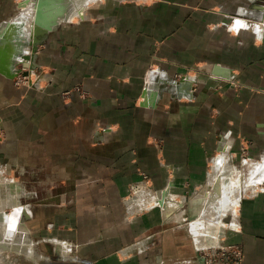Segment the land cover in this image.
Wrapping results in <instances>:
<instances>
[{
	"label": "crops",
	"instance_id": "0c3cea01",
	"mask_svg": "<svg viewBox=\"0 0 264 264\" xmlns=\"http://www.w3.org/2000/svg\"><path fill=\"white\" fill-rule=\"evenodd\" d=\"M263 12L264 0L108 1L49 34L46 89H9L0 71L2 152L15 149L20 173L58 177L29 208L33 264H198L195 236L166 213H138L128 189L145 174L153 190L195 191L232 137L264 153V36L239 19L228 29L233 16L258 22ZM155 64L169 74L145 85ZM81 82L87 98L62 97ZM225 223L238 228L227 237L243 245L244 264H264V192Z\"/></svg>",
	"mask_w": 264,
	"mask_h": 264
},
{
	"label": "rangeland",
	"instance_id": "374dc122",
	"mask_svg": "<svg viewBox=\"0 0 264 264\" xmlns=\"http://www.w3.org/2000/svg\"><path fill=\"white\" fill-rule=\"evenodd\" d=\"M108 1H115L118 3H128V2L140 1L141 3H143L144 0H93V1H90L91 3L89 2L90 4L88 3L82 16L76 15V18L71 19V20L60 18L54 14V12L56 13L57 11L62 9V7H64V4H66V0H57V1L55 0H0V37H2L1 35L6 30L7 26L10 29V27L14 24V18H16L21 13V11H23L25 7H30L34 9L35 11L33 17L28 16V15L26 16L27 18L25 19L22 25V27L25 28L28 25L27 23L31 21L32 27L34 29H33L32 35H30L28 39H26L24 35L21 39L19 38V44H17V48H15V51H14V53L16 52L15 54L18 55V57L13 58L11 61V63L13 64L12 71L10 70L11 68H9L12 74L6 73L7 75L11 76L10 79L7 80L9 81V85L7 84L10 87L9 89H13V88L15 89V87H24L27 89H31V88L41 89L44 87L46 89L51 84H53L54 68L47 64L40 63V55L44 49V45L47 41L49 34H51L54 31L59 30L63 25L81 23L85 20H89L91 17L89 12L95 9L98 5L106 4ZM245 19H248L247 21L250 24L254 23L252 27L255 28V21L250 20L249 17H246ZM37 28H39L38 31H37ZM8 31L7 30L5 31L4 36L7 34L6 36L9 37L8 40L13 41L14 37H11ZM20 32H21V29H18V30H15L14 34L16 35L17 33H19V35H21ZM25 35L27 36L28 34H25ZM9 44L11 43L9 42L8 44L6 43V46H8ZM146 74H147L145 76L146 80L144 83L145 85L149 84L148 83L149 81L151 84L154 77L156 78V81H159L162 75L164 74L168 75L169 73L167 70L162 69L159 65L155 64L149 67ZM49 75L51 77H49ZM188 76L191 77V74L186 73L184 75L183 74L174 75L175 82L172 86L175 88L176 86L175 83L176 82L178 83L182 80L188 82V79H185V78H188ZM0 82H2V84L5 83V79L2 78L1 76H0ZM146 92H148L150 95L153 94L151 93L152 91L148 88ZM61 94L64 99H68L71 97H78V98L85 99L89 96V91L85 88V85L81 82V83H76L69 89L62 91ZM155 96H156L155 93L151 95V97L153 98ZM161 98L162 97L159 95V99ZM184 98L185 100L189 99L187 97H184ZM1 130L2 128L0 127V136H1ZM231 136L227 135V138ZM228 140L229 142L227 141L221 144V147H220L221 149H219L215 154V156L218 155L222 151V149L226 147V152L228 156L226 157V159L223 160L224 164L222 163L220 167H223V166H225L226 168L234 167L235 168V174H234L235 178H239V177L246 178V176H248L250 173L249 163H251L252 160L255 162L259 161L258 163H260V161H262L264 157V153H259L258 157H254L250 155L245 145L241 144L240 146H237L238 143H236V140L234 137L231 138V141L230 139ZM1 147L2 145H1V138H0V178L2 181L0 182L6 185L5 187H6V191L8 192L7 194H9V192L11 191L16 195L15 196L16 199L14 198V200L12 201L8 199L9 202H4L8 204H5L4 207L1 208V210H3V212L6 210H7L6 212L13 211L14 205L12 204L19 203L20 204V213H19L20 216L18 215L17 217L18 230L16 231L17 236L15 235V239L13 238L8 243H6L7 246H3L2 244H0L1 246L0 247V264H33L34 263V260H32L33 258L28 257L24 253H20V252L17 253L14 250H11L12 246H10V244L15 243V241L18 243L21 242L22 244L26 240L25 238L28 237L30 240L34 242L33 245H34L35 251L39 247V244H37L38 242H35L36 239L32 237L30 230L27 226V221L30 216L29 214H26V212L31 213V210L29 209L30 205L33 204L35 201L41 200L46 197L47 185H49L50 183L52 184V180L53 179L56 180L58 177H48L46 175H37L33 173L32 168H29V167H26V169L24 170V173H20L21 171V169L19 168L20 166L17 165V163L14 160L15 149H10L11 155L13 156L11 157V155L2 152L3 151L2 149H5V148L3 147L1 148ZM215 156L211 158L210 167L215 166V163L217 161L215 159ZM246 159H249L251 161L246 160ZM218 170H220V168ZM149 180H150V177L148 175L143 174L142 177L138 181L131 183L128 189L127 197H126L127 201H129V198L135 196L137 192L142 189H146L148 192L153 191L152 192L153 194H150L149 196H147L148 202L151 203L152 206L144 207V208H142L140 205L134 206L136 207L138 213H146L151 210H158L163 215L166 213L165 215L167 216L168 214V217H169L167 219L169 221L168 225L170 227L174 225V221H177L179 225H183L184 229L185 230L187 229L188 233H190L194 237L190 224L192 220L200 216V213H202V210L206 209L207 204L210 202L209 201L210 195L208 194H210L212 184L210 183V180H209V174L207 178L205 179L203 185H201L195 191H190L184 194L168 193V196H167L168 202L170 201L172 202L173 200L177 202L179 199H183V203L181 205H178L177 207L175 206L176 208L172 209L173 211L167 210L164 204H161L159 202V199L156 202L152 199V197H155L156 199L159 196L162 197V193L164 192V190L151 189V187L148 184ZM256 186L258 187L256 192L249 190L250 192L243 193L237 214L235 215L234 213L228 212L226 216L222 218V220H226V222H229V223L233 221L237 222L238 219H240L243 201L247 199L248 197L255 196L256 194L264 192V180L258 181V184H256ZM173 195L174 196L176 195V196L174 197ZM201 197H204V200L206 202L203 200V201H199L201 202L199 203L197 199ZM10 203L12 206H10ZM158 203H160L162 206ZM196 203H199L198 210H196L197 207H195L197 205ZM172 205H175V203L172 202ZM178 215H181L180 219ZM19 222H22V223H19ZM20 224H24L26 226L27 231L25 233L22 231H20L19 233L18 225ZM237 229H238L237 227L232 228L230 226L229 227L226 226L224 229V232L220 233V238L218 239V243L214 245L213 244L209 245V248L215 247L217 249L215 251V253L217 254H220L222 252V247L229 248L227 254L230 255V259H228L227 261H223L225 264H244L243 245L240 243H236V242H232V243L228 242L227 236L229 232H234V231L236 232L238 231ZM44 243L47 244V242H44ZM51 243L53 244V242ZM196 245L197 244L195 242L194 247H195V251H198L197 253H199L200 251L201 252L206 251L200 247H197ZM195 256H198V255L195 253ZM216 258L217 260L214 261V263H218V264L222 263V260L218 259V257ZM237 261H239V263H237Z\"/></svg>",
	"mask_w": 264,
	"mask_h": 264
},
{
	"label": "bare ground",
	"instance_id": "6f19581e",
	"mask_svg": "<svg viewBox=\"0 0 264 264\" xmlns=\"http://www.w3.org/2000/svg\"><path fill=\"white\" fill-rule=\"evenodd\" d=\"M90 1H93V0H66V4H64V7L61 6L62 9H60L56 13L54 12V14L63 19H67V20L74 19L76 18V15H79V16L83 15L85 8L87 7ZM34 12H35L34 9L30 7H25L23 11H21V13L16 18H14V24L10 27V29L8 26H7L8 28L6 27V30L7 31L9 30L8 31L9 35L11 37H14L13 41L8 40L9 37L6 36L7 34L4 36L6 30L1 35L2 37H0L1 38L0 39V70L2 72L12 74L11 71L13 69L12 68L13 64L11 63V61L13 58L18 57V55H16L15 54L16 52L14 53V51H15V48H17V44H19V38L21 39L24 35V37L28 39L30 35H32L33 29H34L32 27L31 21L27 23L28 25L25 28H23L22 25L25 19L27 18L26 16L28 15V16L33 17ZM249 26L251 27V25ZM18 29H21V32H20L21 35H19V33H17L16 35L14 34L15 30H18ZM25 34H28V35L26 36ZM7 40L9 43H11L8 46H6V43L8 44ZM9 68H11L10 69L11 71L9 70ZM227 156L228 154L226 152V148L225 149L223 148L222 151L218 155H216L215 159L217 161L215 163V166L211 168V174L209 177L210 183L212 184L210 194H208L210 195L209 196L210 202L207 204V208L202 210V213H200V216L192 220L190 224L192 233L194 234L195 240L198 244V247L200 248H204L211 244L214 245L218 243V239L220 238V233L224 232V229L227 226V224L225 223V220H222V218L226 216L228 212H231L234 214L238 212V207H239L241 198L243 196V193L244 192L247 193L250 191L256 192L258 188L256 184H258V181L264 180V165L262 164V162L258 163L259 161L255 162L253 160L251 163H249V168H250L249 175L246 176V178H240V177L235 178L234 177V174H235L234 167L233 168H226L225 166H223L224 168L220 167L221 164L223 163V160L226 159ZM246 160H249V159H246ZM219 168L220 170H218ZM0 181H1V178H0ZM1 182H0V244H2L3 246H7L6 243H8L13 238L15 239L16 231L18 230L17 217L18 215L20 216L19 214L20 204L19 203L12 204L14 205V208L11 207L13 208V211H10V212H6L7 210L3 212V210H1V208L4 207L5 204H8V203H4V202H9L8 199L11 201L14 200V198L16 199L15 197L16 195L13 192L10 191L9 194H7L8 192L6 191V187H5L6 185ZM145 192H146L145 189L138 191L135 196L130 198V203L134 204V202H137L143 208L151 207L152 205L151 203L148 202V198H147V196H149L150 194L148 193L146 194ZM166 195H168L167 192L162 193V197L159 196L157 199L155 197H152V199L155 202L158 201L159 199V202H161V204H164L167 210H172L175 208L177 203L176 201L173 200L172 202L175 203V205H172L171 201L170 202L167 201ZM203 200H204V197L197 199L198 202L203 201ZM199 203H196L197 204L195 206L197 207L196 210H198L199 208ZM12 205L10 203V206ZM26 214H29V212H26ZM19 223H22V222H19ZM18 226H19V233L20 231L24 233L27 231V228L24 224H20ZM25 239L26 240L22 244L20 241H19L20 243L15 241V243L10 244V246H12L11 250H14L17 253L18 252L24 253L25 255L33 259L39 258L41 254L35 251L34 245H33L34 242L30 240L28 237H26ZM59 247L63 248L64 246L63 247L59 246Z\"/></svg>",
	"mask_w": 264,
	"mask_h": 264
},
{
	"label": "built area",
	"instance_id": "2783aa9c",
	"mask_svg": "<svg viewBox=\"0 0 264 264\" xmlns=\"http://www.w3.org/2000/svg\"><path fill=\"white\" fill-rule=\"evenodd\" d=\"M245 14H247V12ZM239 16H241V15H239ZM239 16H233L232 17V19L230 20V22L228 24V29L229 30H232L231 29V24L236 22L238 19L240 21H244V23L245 22L248 23V21L243 20V18H241ZM258 18H259V21L255 22V28L252 27V25H254V23H251V27L253 28V31L255 32V34L258 37L263 38V36H264V14H261ZM258 26H261V27L258 28ZM242 27L245 28L243 24L240 26V28H242ZM240 28L238 30H236V31H239ZM202 249H204L206 251L205 252H201L200 251L199 253H197V255H198L197 256L198 264H218V263H214V261L217 260L216 257H218V259L222 260V263H220V264H225L223 261H227L228 259H230V255L227 254L229 248H225V247L223 248L222 247V252L220 254L215 253V251L217 250L215 247H210L209 248V246H207V247H204ZM240 254H241V252H240ZM237 263H239V261H237Z\"/></svg>",
	"mask_w": 264,
	"mask_h": 264
},
{
	"label": "water",
	"instance_id": "95a60500",
	"mask_svg": "<svg viewBox=\"0 0 264 264\" xmlns=\"http://www.w3.org/2000/svg\"><path fill=\"white\" fill-rule=\"evenodd\" d=\"M39 30V28H37V31ZM0 127L2 128L3 127V122H2V119H1V116H0Z\"/></svg>",
	"mask_w": 264,
	"mask_h": 264
}]
</instances>
